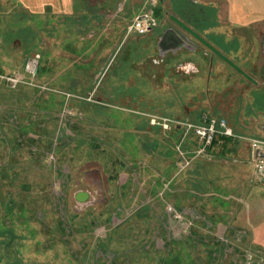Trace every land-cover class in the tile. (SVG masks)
I'll return each instance as SVG.
<instances>
[{
    "label": "rangeland",
    "instance_id": "rangeland-1",
    "mask_svg": "<svg viewBox=\"0 0 264 264\" xmlns=\"http://www.w3.org/2000/svg\"><path fill=\"white\" fill-rule=\"evenodd\" d=\"M231 1L246 15L264 5ZM150 3L158 27L127 33ZM218 6L82 0L57 16L0 0V74L23 77L14 89L0 84V264L259 262L242 227L248 206H264L252 174L253 142L264 137V31L218 28ZM170 15L256 84L200 44L160 56ZM30 58L33 78L23 71ZM145 114L223 119L233 136L199 153L193 134L152 127ZM79 192L88 200L76 201ZM254 216L264 239V213Z\"/></svg>",
    "mask_w": 264,
    "mask_h": 264
},
{
    "label": "built area",
    "instance_id": "built-area-1",
    "mask_svg": "<svg viewBox=\"0 0 264 264\" xmlns=\"http://www.w3.org/2000/svg\"><path fill=\"white\" fill-rule=\"evenodd\" d=\"M155 9L156 6L154 3H150L147 8L142 9L127 27V33L143 36L156 29L158 27V17L156 16ZM184 43L190 45L192 51L194 50L193 45L195 41L189 38ZM23 71L27 76L33 78L37 72V60L35 58H30L25 64ZM1 83L14 89L19 84L23 83V77L19 75L8 76L0 74V84ZM145 117L150 126L159 128L163 131L175 129L181 130L182 132H185V134H193V136L199 141V153H206L219 135L225 137L233 136L232 131L227 127L225 120L210 118L205 115L200 117L198 123L151 114H145ZM253 143L252 174L253 178L264 188V137Z\"/></svg>",
    "mask_w": 264,
    "mask_h": 264
},
{
    "label": "crops",
    "instance_id": "crops-1",
    "mask_svg": "<svg viewBox=\"0 0 264 264\" xmlns=\"http://www.w3.org/2000/svg\"><path fill=\"white\" fill-rule=\"evenodd\" d=\"M19 6L24 9L26 12L33 14V15H41L44 14L47 10H49L52 14H55L57 16H69L73 13L75 9L80 8V5L82 3V0H15ZM217 2V0H211ZM219 6H218V21L217 26L218 28H222V25L232 26L233 28H241L244 26H262L264 31V5H262V8L254 7L251 9V11H248V15L244 13L243 8L240 6V4L235 3L231 0H218ZM217 6V4H216ZM212 27L204 29V34L207 29H210ZM194 30V29H193ZM195 31V30H194ZM198 33L197 31H195ZM152 32H150L151 34ZM149 34V33H148ZM199 34V33H198ZM161 36L163 35L160 34ZM159 35V36H160ZM202 36V34H199ZM158 36L161 38V36ZM203 37V36H202ZM204 38V37H203ZM261 40V51L264 54V33L260 36ZM207 41V40H206ZM229 54V52H228ZM232 61V60H231ZM233 62V61H232ZM254 179V178H253ZM255 182H257L254 179ZM258 183V182H257ZM256 193V188L254 190L250 189V195L252 193ZM246 213V221L243 222V227L246 229V231H242L244 237L246 240L244 241L247 250L249 253L248 259H250L251 256L254 257V259L259 258V262L257 264H264V239L261 235L255 236V232L257 231L258 225L262 224V221L258 223H253L252 219L255 217L257 213H264V206L259 208L248 206L247 210L244 211ZM264 222V218H263ZM248 233V236H247Z\"/></svg>",
    "mask_w": 264,
    "mask_h": 264
},
{
    "label": "water",
    "instance_id": "water-1",
    "mask_svg": "<svg viewBox=\"0 0 264 264\" xmlns=\"http://www.w3.org/2000/svg\"><path fill=\"white\" fill-rule=\"evenodd\" d=\"M169 20L173 22L179 28V31L177 34L178 36L181 35L179 37L181 39L183 38L184 42L187 41L186 37L193 39L194 41L202 45L204 48L209 50L211 53H213L215 56L220 58L223 62H225L228 66H230L233 70H235L238 74H240L246 80H248L252 84H256V81L251 76H249L246 72H244L241 68H239L229 58H227L225 55L219 52L213 45H211L208 41H206L202 36L196 33L192 28H190L184 22H182L181 20H179L173 15L169 16ZM177 34H175V32L171 29L166 30V32L161 36L159 40V44H158L159 48L163 49L165 47L167 48V46L173 47L176 44H180L181 41H179L178 38H175L177 37ZM175 39L177 40L175 41ZM178 41L179 43H177ZM75 199L78 202H85L88 200V194L86 192H79L76 194Z\"/></svg>",
    "mask_w": 264,
    "mask_h": 264
},
{
    "label": "flooded vegetation",
    "instance_id": "flooded-vegetation-1",
    "mask_svg": "<svg viewBox=\"0 0 264 264\" xmlns=\"http://www.w3.org/2000/svg\"><path fill=\"white\" fill-rule=\"evenodd\" d=\"M182 22H183V21H182ZM168 29L173 30V31L175 32V34H177L178 31H179V28H178L173 22L168 21V22L165 23L164 29H163V31L161 32V34H162V33L164 34V33L166 32V30H168ZM160 36H161V35H160ZM160 36H159V37H160ZM179 36H181V35H179ZM179 36H178V34H177V37H175V38H178L179 41H181L180 44H176V45L173 46V47L167 46V48L165 47V48H163V49H160V48H159V46H158V44H159V40H157V47H158V50H159V54H160V56H165V54H168V55H175L178 51H183V52H185V53H195V52L198 51V47H199V43H198V42L195 41V43H194V45H193L194 50L192 51V47H190V45H188L187 43H184L183 38L181 39ZM159 39H160V38H159ZM186 39L188 40L189 37H186ZM176 40H177V39H175V41H176ZM192 40H193V39H192ZM179 41H178L177 43H179ZM193 41H194V40H193ZM163 42H164V40H163ZM162 44H163V43H162Z\"/></svg>",
    "mask_w": 264,
    "mask_h": 264
},
{
    "label": "trees",
    "instance_id": "trees-1",
    "mask_svg": "<svg viewBox=\"0 0 264 264\" xmlns=\"http://www.w3.org/2000/svg\"><path fill=\"white\" fill-rule=\"evenodd\" d=\"M155 13H156V16H158V9H155ZM215 142H216V140H214L213 144H215Z\"/></svg>",
    "mask_w": 264,
    "mask_h": 264
}]
</instances>
